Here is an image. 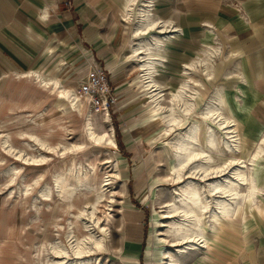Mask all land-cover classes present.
<instances>
[{
    "label": "rangeland",
    "instance_id": "obj_1",
    "mask_svg": "<svg viewBox=\"0 0 264 264\" xmlns=\"http://www.w3.org/2000/svg\"><path fill=\"white\" fill-rule=\"evenodd\" d=\"M99 1L84 0L83 11L76 14L75 21L84 54L79 63L85 70L87 64L106 70L119 95V105L109 113L107 123L102 120L104 114L91 110L77 96V82L67 76L77 70H66L67 77H62L70 86V94L80 99V108L73 106L68 96L36 80L0 76V264H76L70 254L56 256L49 246L54 243L69 248V234L72 243L84 235L101 240L99 251L78 259H89L91 264H173L175 260L181 264H264V155L256 163L250 161L264 135L260 129L261 125L264 129V91L256 87L251 75H245L246 70L240 69L236 46L227 35L230 28L214 24L212 33H208L205 21L211 22V0L155 1V13L171 21L175 32L168 33L172 40L166 42L164 54L155 55L156 68L159 66L153 70V77L163 86V97L154 102L141 88L142 72L131 52L137 43L132 32L140 6L132 7V22L128 24L122 19L124 12L117 0ZM92 3H100V9L92 10ZM153 33L156 31L144 37ZM206 45L220 47L209 61L210 76L202 72L204 63H196L187 74L184 64L202 57ZM162 54L161 63L158 58ZM80 64H74V68ZM61 71L38 70L47 78ZM187 78L191 79L187 94L193 101L190 115L174 107L179 124L161 121L171 92ZM217 93L221 101L216 100ZM210 102L228 118L227 127L218 119L202 118ZM87 120L95 133L107 134L100 144L87 137ZM193 123L199 129L202 147L206 131L213 132L215 145L209 150L212 164L227 166L221 174L206 179L190 174L193 165H189L183 171V180L172 184L165 181V176L174 164L176 140ZM110 134L114 146L105 142ZM41 141L51 150L41 148ZM73 145L79 148L65 152ZM32 157L45 160L36 164ZM235 169L254 181L258 187L254 196L248 191L249 182L236 183ZM59 176L63 177L60 188H66L64 192L55 184ZM213 181L232 182L239 194H210L208 186ZM192 184L202 188L206 203L198 219L203 239L194 248L176 242L183 217L173 212L174 201L179 203L188 190L186 186ZM96 194L101 195L96 216L105 212L108 218L93 223L86 212ZM220 201L229 205L224 215L218 209ZM125 210L144 215L140 252L124 246Z\"/></svg>",
    "mask_w": 264,
    "mask_h": 264
},
{
    "label": "bare ground",
    "instance_id": "obj_2",
    "mask_svg": "<svg viewBox=\"0 0 264 264\" xmlns=\"http://www.w3.org/2000/svg\"><path fill=\"white\" fill-rule=\"evenodd\" d=\"M153 3H154V0H143L142 5H138L139 0H126L125 10H124L125 15H124L123 21L129 24L132 21L131 16H130L132 7L140 6L138 9V13H137L138 14L137 24L133 30V35H132L133 37L137 38L138 42L131 48V52H132V55L136 57V59L138 60V63H139L138 69L142 72L141 88L144 89L145 91H148V93H150L151 98L153 99L154 102H158V100H160L163 97V86L159 84L158 82H156V80H154V77H153V70H157L156 68L157 59L155 58L156 57L155 55H159L158 53L164 52L166 42L172 39V36L168 35V33L173 32L174 34L175 30H172L173 26H172L171 21L162 20L154 14V9H153L154 6L152 5ZM205 25L208 26L209 28L208 32L212 33V30H211L212 25H210L209 23H206ZM152 31H156V33L151 34L149 37H144L145 35L150 34ZM163 33H166L167 35H162ZM219 52H220V47L206 45L203 56L198 58V60H193V61H190L189 63L184 64L183 68L184 70L187 71V74H188V72L195 67L196 63H204L206 64V67L204 68V71L202 72L205 73L204 75L206 77H209L211 74L209 72L210 70L209 61L213 55H216ZM13 76L17 79L30 78V79L36 80L37 82H39L40 85L44 87H50L52 89H55L57 92L61 93L62 95L68 96L73 106H76L77 108H80L81 106L80 99L77 96H73L70 94L71 92L70 86L69 87L62 86L58 82V80L47 78L46 75L43 76V75H39L33 72L20 74V75H13ZM190 82H191V79L187 78L180 84V86L176 89V91L171 92L169 96V104L166 105L168 108L167 112L162 116L161 121L165 120L168 124H175V125L179 124L180 116L177 114V112L174 111V107H178L179 110L183 114L190 115L193 109L192 95L187 94V89H191ZM216 100L221 101V98L219 97L218 93H217ZM88 108L90 107L88 106ZM77 111L79 112V110ZM101 113L104 114L102 115L103 122L107 123V120H109L108 116L110 115L106 111H103ZM202 116H203L202 118L206 120H217L218 119L219 124L221 126L222 125L226 126L228 124V118L223 117L222 114L220 113V109L213 107L211 105V102L206 105L204 112L202 113ZM88 121L89 120H87V127H88L87 132H86L87 137L91 138L95 143L100 144L105 139L107 134L95 133L90 127V123H89L90 121L89 122ZM29 137L32 139H36V136L34 135H29ZM105 142L107 145H111V146L116 145L113 134L108 135V138ZM3 145H6L5 140L3 141ZM214 145H215V141H214L213 132L211 131V129H208V131H206L205 133L204 147L199 145V129L196 126V124L193 123L188 129V132H186L184 135H181L176 140V143L174 146V150H175L174 164H173V167L171 168V173L165 176L166 178L165 181H169L172 184L180 183L184 178L183 171L189 165H193V168L191 167L192 172H190V174H193V176L196 174V175L201 176L202 178L207 179L209 176L221 174L225 170L227 164L226 163L217 164V165L212 164V157H211L209 150L212 147H214ZM41 148L48 149L49 144L41 141ZM77 148H79L78 145L77 147L75 145L73 148L71 146V148L67 147L64 150L65 152H67L69 150L77 149ZM6 149L8 148L6 147ZM261 155H264V135L260 137L255 147L254 152L250 156V161L253 163H256L257 159L260 158ZM30 159L34 163L39 162L41 164L45 160L44 158L39 160L38 158L35 159L33 157ZM30 162L28 161V163ZM230 163H232V161ZM234 176L236 177L235 181L238 184L240 182L242 183L249 182L250 187L248 188V191L250 195H253V196L255 195L254 192L257 190L258 187L254 185V181L251 180L250 177L246 175V173L241 172V170L238 171L235 169ZM62 182H63V177L61 176H59L55 180V184L59 188L63 184ZM72 185H75V184H72ZM188 185H191V184H188ZM80 186H82V184ZM45 187H47V184L45 185ZM208 187L210 188L209 189L210 194L214 193V194H218L221 196L229 195L230 197H236L239 194L238 189L235 187V185L232 182L230 184H227L224 181H213L209 184ZM75 188L77 187L75 186ZM186 188L188 189L186 192L182 190L184 194L179 199V203L174 201V211L173 212H178L183 217V222L178 223L179 225H178L177 233L179 234L178 235L179 238L176 239V242L188 243L190 248H194V247L199 246V243H201V240L203 239L202 234L198 232V229H199L198 219H199V216L206 209V203L203 202L202 188H200L198 185H194L190 188L186 186ZM61 191L62 192L66 191V188H62ZM61 194L62 193H59L60 196ZM45 196L48 197L49 195L46 194ZM70 196L71 195H69V197ZM100 200H101V195L99 194L94 195L90 203L89 211L86 212V209L81 210L82 214L86 212L87 218L93 223H97L102 218H105V219L108 218L105 212L100 216H96V209H97V205L100 203ZM228 207L229 205L225 201L218 202V209L220 211V214L224 215L228 211ZM70 237H71V234L67 235V241L70 244L69 248L63 247V245H59V244L55 245L54 243H50L49 244L50 250L56 256L63 257V258L65 255L70 254L74 258V261L76 264H91V260L89 259H84L83 261H80L78 259H80L83 255L90 253L92 251H99L102 246L101 240L95 238L92 235H84L80 239L76 241L74 240L75 242L72 243L69 241ZM55 264H58V262H56ZM173 264H181V263L178 260H175L173 261Z\"/></svg>",
    "mask_w": 264,
    "mask_h": 264
},
{
    "label": "crops",
    "instance_id": "obj_3",
    "mask_svg": "<svg viewBox=\"0 0 264 264\" xmlns=\"http://www.w3.org/2000/svg\"><path fill=\"white\" fill-rule=\"evenodd\" d=\"M117 1L121 12H124L121 14L123 19L126 0ZM155 1L158 3L160 0ZM209 2L213 3L209 24L230 28L227 35L231 36V41L236 46V57L241 60L240 69L246 70L245 75H251L256 87L264 91V0ZM142 3L143 0H139L138 5ZM83 4L84 0H0V76L31 72L41 75L38 70L45 68L62 70L51 79L69 87V84L65 85L66 80L62 76L68 74L66 70H77L67 76L78 82L86 71L79 63L82 62L84 54L75 21L76 14L83 11ZM94 4H91L92 10H99L100 3L98 6ZM108 8H112L109 1ZM153 9L154 14L160 18L155 13V7ZM206 23L208 22L205 21ZM163 54L158 58L161 63ZM74 64L80 65L74 68ZM87 65L90 67L91 64ZM111 71L115 74L114 70ZM261 126L260 129L264 130ZM122 219L125 224L124 233L127 235L124 246L129 251L140 252L144 242V215L134 210H125Z\"/></svg>",
    "mask_w": 264,
    "mask_h": 264
},
{
    "label": "built area",
    "instance_id": "obj_4",
    "mask_svg": "<svg viewBox=\"0 0 264 264\" xmlns=\"http://www.w3.org/2000/svg\"><path fill=\"white\" fill-rule=\"evenodd\" d=\"M111 81L106 70L90 66L77 82V96L91 110L109 114L119 105V95Z\"/></svg>",
    "mask_w": 264,
    "mask_h": 264
}]
</instances>
